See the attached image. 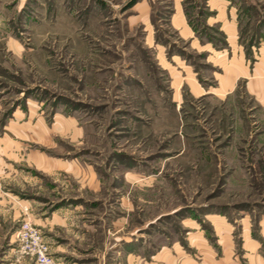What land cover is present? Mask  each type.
Instances as JSON below:
<instances>
[{
    "label": "rangeland",
    "instance_id": "374dc122",
    "mask_svg": "<svg viewBox=\"0 0 264 264\" xmlns=\"http://www.w3.org/2000/svg\"><path fill=\"white\" fill-rule=\"evenodd\" d=\"M264 264V0H0V264Z\"/></svg>",
    "mask_w": 264,
    "mask_h": 264
},
{
    "label": "built area",
    "instance_id": "2783aa9c",
    "mask_svg": "<svg viewBox=\"0 0 264 264\" xmlns=\"http://www.w3.org/2000/svg\"><path fill=\"white\" fill-rule=\"evenodd\" d=\"M16 239L22 254L33 260L34 264H62L49 251L38 228L23 219L17 229Z\"/></svg>",
    "mask_w": 264,
    "mask_h": 264
},
{
    "label": "crops",
    "instance_id": "0c3cea01",
    "mask_svg": "<svg viewBox=\"0 0 264 264\" xmlns=\"http://www.w3.org/2000/svg\"><path fill=\"white\" fill-rule=\"evenodd\" d=\"M56 258V257H55ZM57 259V258H56ZM59 260V259H58Z\"/></svg>",
    "mask_w": 264,
    "mask_h": 264
}]
</instances>
